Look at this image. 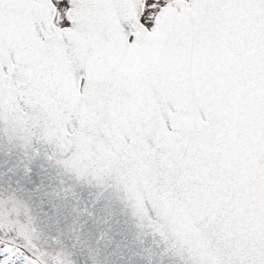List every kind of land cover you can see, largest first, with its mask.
Here are the masks:
<instances>
[{"label":"snow or ice","instance_id":"snow-or-ice-1","mask_svg":"<svg viewBox=\"0 0 264 264\" xmlns=\"http://www.w3.org/2000/svg\"><path fill=\"white\" fill-rule=\"evenodd\" d=\"M0 264H264V0H0Z\"/></svg>","mask_w":264,"mask_h":264}]
</instances>
